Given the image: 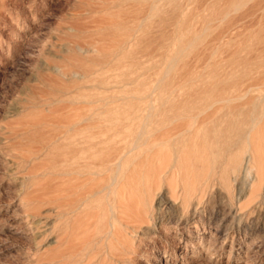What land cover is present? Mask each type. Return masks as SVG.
Here are the masks:
<instances>
[{
    "label": "rangeland",
    "instance_id": "rangeland-1",
    "mask_svg": "<svg viewBox=\"0 0 264 264\" xmlns=\"http://www.w3.org/2000/svg\"><path fill=\"white\" fill-rule=\"evenodd\" d=\"M262 80L264 0H0V264H264ZM252 85L255 104L210 109L187 135L199 158L171 162L115 233L103 202L61 204L57 158L81 138L102 153L146 109H165L151 135L166 111Z\"/></svg>",
    "mask_w": 264,
    "mask_h": 264
},
{
    "label": "bare ground",
    "instance_id": "bare-ground-1",
    "mask_svg": "<svg viewBox=\"0 0 264 264\" xmlns=\"http://www.w3.org/2000/svg\"><path fill=\"white\" fill-rule=\"evenodd\" d=\"M177 19H182V15L179 14ZM261 82L264 81L262 80L259 83L261 84ZM255 87L260 86L245 87L240 89L238 93L225 98L212 99L210 102L208 100L204 102L202 98L193 104L191 102L190 105L166 111V117L162 118L163 127L161 126L156 133L151 135H147L145 131L150 119L156 116L157 112L164 113L165 109L164 105L158 111H152L153 108L146 109L144 124L132 138V141L128 144L125 138L121 137V140L102 153H92L89 138H81L79 149L66 150L60 153L57 158L56 170L61 186L59 192V195L62 196L61 204L67 203L68 205L73 202L70 208L76 210L81 207L82 203H88L87 206L84 205L90 207L91 203L100 202L99 204H101L103 202L105 208L102 210L104 211V218L106 217L107 220L108 234L115 233L120 225L123 226L124 219L129 218V214L127 213L126 216L124 212L130 213V211H133L136 213L138 206L151 199L154 192L159 189V182L173 169V166H170L171 162H177L178 159L193 160L199 158L202 152L188 150L187 145L192 144L195 147V145L199 146V143L203 142H200V138H198L199 143L194 144L188 140L190 137H187V135H195L209 120H219L215 117V114L213 116L211 114L206 115V113L217 107L218 104L233 105V109L255 104L257 99H254V97L249 99L247 104L243 103L247 96L249 98V92L254 90ZM260 99L264 103V97ZM230 113L224 114L223 117L229 118ZM182 120L185 122L179 124L178 121ZM238 131L236 132L237 140L233 142V145L241 140L249 142L252 129ZM197 137H200V135ZM203 137L205 136L201 138ZM249 147H251L250 144ZM136 151L143 155L141 156L143 159H139L140 161L137 162L133 160L130 164H127L126 157ZM135 184L139 188L135 187ZM143 210H141V213ZM138 212L140 213V211Z\"/></svg>",
    "mask_w": 264,
    "mask_h": 264
}]
</instances>
